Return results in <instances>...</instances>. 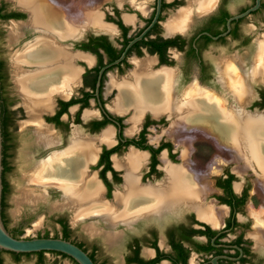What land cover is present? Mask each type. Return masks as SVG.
I'll return each mask as SVG.
<instances>
[{
    "label": "flooded vegetation",
    "instance_id": "obj_1",
    "mask_svg": "<svg viewBox=\"0 0 264 264\" xmlns=\"http://www.w3.org/2000/svg\"><path fill=\"white\" fill-rule=\"evenodd\" d=\"M108 1L110 10L105 11L103 15L100 14V17L101 24L109 30L87 26L77 20H74V22L67 21L69 25L74 26V29L66 31V38H60L46 29L40 30L39 27L29 25L30 20L27 21L29 15L27 11V13L24 12V9L15 4L12 5L8 0H0V41L6 35L3 25L15 21L14 24H20L18 25L20 26L18 37L24 31L32 35L31 42L23 47L25 51L40 46L38 40L47 37L48 39L53 38L54 50L69 54L71 57L70 65L72 64L71 66L76 70L75 84L69 88L63 86L64 84L55 85V89L48 93V96L51 95L49 96L50 99L53 100L50 102L51 110L41 113L39 117L41 124L38 126V124L33 123L31 127L27 126L32 130L33 137L36 140L34 144L37 146L50 149L53 146L62 145L63 141L66 145L61 151H52L51 155L45 156L43 161L54 156L58 157V153L61 154L62 151L64 152L70 148L74 134H77L76 137L78 138L91 140V144L95 146V158L85 164L86 179L96 181L101 188L102 199L113 206L115 204V193L121 192L125 184V169L115 167L114 160H124L130 152H137L143 156L135 180L132 181L131 187L126 191L124 190L125 193L127 192L125 201L142 198V188L154 187L156 194L153 200H155V204L151 203L148 208L138 206L130 212L125 211V205L117 206L119 213L131 217V220L124 219L119 224L125 225L126 229H130L138 221L135 226H144L141 235L132 234L127 240L121 264H212L213 261L216 264H264V223L260 225L256 220V215L259 212L261 213L262 208L264 209V194H262L263 192L256 178V173H259L256 165L251 163L247 167L248 164H242L239 158L232 157L233 150L227 152L224 147L219 146V148L214 143L213 138L205 135V131L203 132L201 129L197 130L196 137L203 136L207 138L206 142L209 146L204 153L205 158L202 161H196V149L193 146L195 136L178 141L173 138L174 133L170 132L172 130V119L167 118L166 115L156 117L150 111H146L140 117L136 130L132 134H127L125 127L126 124L130 126L129 119L132 117L133 112L130 110L120 114L111 110L120 94L116 86L110 87L112 81L118 84L127 80L129 73L135 67V62L142 61L143 57L154 61L152 71L161 69L174 71L171 69L173 62L170 60L169 53L175 51L183 55L182 66L178 69V72L174 71V93L177 96L182 95V93H177V80L180 75L183 81L189 80L191 82L187 87L188 89L196 84L201 91L211 96H217L227 107L239 110L237 90L239 86H244L239 83L243 80H241L242 75L241 78L237 75L233 79L228 77L226 82L223 74H221L223 72L222 61L235 58V63L241 64L245 68L243 78L248 79L242 81L246 82L244 87L249 92L241 109L244 114L247 113L249 116L264 115V70L258 73L257 76L253 72L260 53L241 55L237 53L229 55L228 58L212 61L206 60L203 54L212 46L225 47L227 44L233 43L238 47L248 45L252 38L244 33L242 24L249 16L255 19L253 21L255 24L256 19H263L264 0H261V5L256 12L243 19L232 21L230 31L225 36L220 35L227 30V20L252 7V0H249V4L241 6L236 12L229 9L228 0H216L215 5L211 8L208 7L209 9L204 12L194 10L191 16L192 20L185 31H176L171 34H168L166 30L168 21L165 25L162 24L166 19V15H174L181 8L184 0H162L160 15L155 25L140 41L128 49L124 59L119 64L104 70L100 79L98 95H96V83L100 70L120 58L129 42L148 27L156 11V0H151L149 10L134 8L128 0ZM62 7L68 13L72 12V5L68 6L62 3ZM123 13L124 15H122ZM25 20L26 23L22 25L21 22ZM136 25H139V27L134 30ZM8 37L10 38V34H8ZM212 37L218 38L213 40ZM168 41L175 43L167 44ZM253 43L255 44L254 47L258 48L259 42L255 40ZM110 52L114 56L118 55L117 58L111 60ZM13 58L9 61L11 66V72H9L8 62L0 56V87H2V100H4L7 110L6 119L9 123L7 129L10 135V140L7 143L9 151L14 145V131L17 119L20 117L19 112L22 110L15 107L14 98L7 91L8 76L11 75L10 83L17 89L12 74L14 71L27 69L33 72L39 68L35 65L30 67L23 64L15 68L12 66ZM109 72L115 73L119 78L114 79L111 77L106 86L105 81ZM93 81L94 85L92 84ZM232 82H234L233 85ZM59 88H68L66 90L69 95L63 96L60 94L59 91H56ZM16 91L18 98L22 101L20 93L18 90ZM70 102L73 103L67 107L64 106L65 103ZM63 108L66 109L61 112ZM22 109L25 112L23 106ZM57 113H60L57 119L58 123L53 121ZM127 114L131 116L126 122ZM104 122L106 123L103 127L98 129L97 126ZM168 123H170V127L162 132V135L166 138L158 139L157 142L149 141L148 132L151 127L165 126ZM40 125L48 126L50 128L47 127L48 131L52 132L51 134L55 139H53L54 142L48 145L49 147L45 143H43V146L37 137L36 128H39ZM106 129L112 131L108 144L99 140ZM57 130L68 133L67 139L62 135L60 136ZM62 139L64 140L62 141ZM211 140L213 143L210 142ZM144 146L150 147L153 151L143 149ZM112 150L115 151L106 155L105 152ZM209 150L213 153H207ZM122 154H125V156L120 158ZM107 165H109L108 169ZM167 167L179 169L181 176L189 182L206 187L197 186V189L195 188L199 197L196 205L179 203L176 204V207L170 209L171 211L161 212L160 215H157L154 209H159L162 204L158 197L160 190L166 193L163 187L167 182ZM210 171H212L211 174ZM247 175L253 178L252 182H248V184L245 182L236 183L237 179H242ZM88 176L91 177L88 178ZM252 189L261 197L258 210L254 209L249 201ZM262 211L264 212V210ZM59 220L65 221L68 225L64 217L61 216L56 219V221ZM252 222L255 226L251 225ZM59 227L61 230L60 225ZM8 229L14 230V233L22 231L20 226L10 229L8 225ZM44 235H38L35 238H42ZM48 237L61 239V235L50 236L48 234ZM69 241L77 245L82 244V249L88 254L92 252L83 243L74 241L71 238ZM118 243L119 240L114 245L107 244V246L117 247ZM94 248L97 251V247ZM45 254H42L41 263L37 254L22 255L20 258L34 256L36 258L35 264H44ZM11 257L12 261L17 262L12 255ZM94 259L95 264H100L96 259V255ZM1 264L3 263L1 262Z\"/></svg>",
    "mask_w": 264,
    "mask_h": 264
},
{
    "label": "bare ground",
    "instance_id": "obj_2",
    "mask_svg": "<svg viewBox=\"0 0 264 264\" xmlns=\"http://www.w3.org/2000/svg\"><path fill=\"white\" fill-rule=\"evenodd\" d=\"M12 1L28 12V19L30 16L29 25L36 28L39 27L38 29L40 30L46 29L60 38H66V31L74 29V26L69 25L67 21L74 22V20H77L87 26H96L99 29L109 30L101 24V17L98 11L101 2L108 0H87L83 4L72 5V12L69 13L58 0ZM214 3L215 0H190L189 6L179 11L168 22L166 26L167 33L185 31L192 20L191 16L194 10L204 12L209 9L207 7H211ZM19 29L20 27L17 26L12 28L13 37L19 35ZM52 39L47 37L38 40V45L40 46L32 50H24L22 54L16 55L12 61V66L15 68L21 64L39 67L33 72L21 69L22 71H14L12 73L26 114L31 119L32 124L35 123L38 126L41 124L39 122L41 113L51 110L50 102L52 99H50L49 96L51 95L49 94L48 96V93L55 89V85L64 84L63 86L69 88L75 84L77 76L76 70L71 66L72 64L70 65L71 57L69 54L64 51L56 52ZM259 47L260 56L257 57L258 63L253 70L256 76L264 70V39L259 43ZM153 63L154 61L150 58L137 61L127 80L118 84L113 81L110 83V87L116 86L120 94L113 107L111 106V110L120 114L130 110L133 112L132 117L129 119L130 128L126 130V133L132 134L136 130L140 117L146 111H150L156 117L166 115L167 118L172 119V130L170 132L174 133L173 138L178 141L196 137L198 134L197 130L201 129L203 132L205 131V135L213 138L214 143L218 147H224L227 152L233 150V153H231L232 157L239 158L242 164H248L247 167L251 163L256 165L259 171V173H256V178L263 192L262 194H264V115L249 116L247 113L244 114L241 109L249 92L244 87L246 82H242L248 80L243 78L245 75L244 66L235 63V58L231 60L224 59L221 63L223 66L221 74H223L226 82L228 77L233 79L237 75V77L241 78L242 75L241 80H243L238 82L244 86H239L237 90L239 96L238 107L240 108L237 110V108L227 107L217 96H211L201 91L196 84L184 91L181 96H177L174 93L175 72L166 69L152 71ZM68 88H59L56 91L66 96L69 95L66 90ZM45 126L40 125L39 128H36V132L42 145L44 146L43 143H45L48 146L54 142V138L51 134L52 132L48 131V126ZM111 134L112 131L106 129L99 137V140L108 144ZM76 135H73L70 148L64 152L62 151L63 153L61 152V154L57 152L58 157L54 156L46 159L37 166L35 164L36 167L28 174L33 186L43 187L40 183L47 181L43 190L45 192L50 190L51 186L49 185L53 181L59 184L58 186L53 185L54 188H57L62 193L61 201L63 200L64 202L59 205V208H65L72 212L73 223H78L80 218L85 215H94V217L102 218L104 224L112 228L117 223L124 221V219L131 220L129 215L119 213L117 206L125 205V211L130 212L138 206L148 208L151 203L155 204V200H153L156 194L154 187L142 188V198L125 201L127 193L125 191L131 187L132 181L135 180L136 172L143 161V156L137 152H130L124 160H114L115 167L125 169V184L121 192L115 193L117 206L106 203L101 197L102 191L97 182L86 179L85 164L95 158V146L91 144V140L81 139L80 136L78 138ZM167 173V182L164 187L162 186L163 189L165 188L166 193L160 190L158 197L162 204L159 209H154L155 213L160 215L161 212L171 211L170 209H173L179 203L196 205L199 197L195 188L197 189V186L201 188L206 186L189 182V180L181 176L179 169L167 167ZM211 173L212 171H210ZM90 177L88 176V178ZM45 195H33L25 191L22 196L20 195L18 205L22 203L33 205L38 202H44ZM262 210L264 209L262 208ZM262 210L261 213L259 212L256 215V220L260 225L264 223V212ZM87 230L91 233L94 232L91 227H88ZM102 236L106 244L110 246L119 240V235L110 231Z\"/></svg>",
    "mask_w": 264,
    "mask_h": 264
},
{
    "label": "rangeland",
    "instance_id": "obj_3",
    "mask_svg": "<svg viewBox=\"0 0 264 264\" xmlns=\"http://www.w3.org/2000/svg\"><path fill=\"white\" fill-rule=\"evenodd\" d=\"M58 1L68 6L70 5L76 6L79 4H83L84 2H87V0H58ZM128 1H130V3L134 6V8H138V9L146 8L148 10L150 9L149 3L151 2V0H128ZM228 1H229V9L233 12H236V10H238L241 6L249 4V0H228ZM8 2H10L12 5L14 4L16 5V3L14 1L12 2V0H8ZM108 2L109 1L101 2V4L98 7L99 14L103 15L105 11L110 10V7L108 6ZM189 3L190 0H184L180 9L182 10L183 8L184 9L187 8L189 6ZM215 3L213 5H215ZM213 5H211V7ZM179 10L174 15L173 14L166 15V19L164 20L162 25H165L167 21L169 22L170 20H172L177 15ZM122 15H124V13ZM29 20L30 17L28 21ZM253 21H255V19L252 18V16H249L248 18L245 19V21L242 24L244 33H247L252 38L251 39L252 41L248 43V45L238 47L233 43V44H227L225 47L212 46L203 53L205 55L206 60L212 61L215 59L218 60L220 58H228L229 55H233L237 53H240V55L245 53L246 54L248 53L255 54L256 52L260 53L259 43L264 39V17L263 19L261 18L256 19V24ZM21 23L23 25V23H26V20ZM18 25L20 24L6 23L3 25L6 35L3 37V40L0 41V56L8 62L9 72H11V66L9 64L10 59L12 60L13 57L22 53L25 49L23 47L26 44L30 43L32 39V35L27 31H24L19 37L18 36L13 37L12 28L16 26L20 27ZM138 27L139 25H136L134 30ZM8 34H10V38L8 37ZM255 40L259 42L258 48L254 47L255 44L253 42ZM169 55H170V60L173 62L171 65L172 67L171 69L178 72V69L182 66L183 55L182 54L180 55L175 51H171ZM145 58L147 57H143L142 60ZM26 70L27 69H25V71ZM10 76H8L7 91L9 95L14 98L15 107H19L22 111L19 112L20 117L17 119L16 128L14 131L15 132L13 136L14 145L12 149L9 151L10 157L8 161L11 170L5 176V180L9 186V192L6 197V209H5V216L8 221L9 228L14 229L17 226H20L22 228L21 238H27V239L35 238L38 235H44L47 233L50 236L61 235L60 234L61 230L59 225L57 224L56 219L62 216L68 222V226L71 230L72 240L83 243L89 251H92L94 247H97L96 259L99 263L105 262L106 264H121L120 262L122 261V258L125 254V245L127 240H129L132 234L141 235L144 230V226H137V225L135 226V224L138 223L137 221L131 227L132 229L131 228L126 229L125 225L119 223H117L116 226L109 228L98 217H94V215H90V216L85 215L80 218V221L78 223H73L72 212L65 208L63 209L59 208V205L64 202L63 200L61 201L62 193L60 192V190L54 188V186H58L59 184L55 183V181H53L52 183H50L51 181L48 182L50 183L49 186L53 188L50 187L49 188L50 190H46V192L43 191L45 189L44 186H46L47 183L46 180H45L46 182L44 181V183H40L41 185H43V187L33 186V184H31L30 176H28L29 172L34 167L42 163L43 160L45 159V156L50 154L52 151L54 152L56 150L58 151L63 150L66 147V145L64 144L63 141L64 139H62L63 141L62 145L53 146L50 149H44L43 147L34 144L36 143V140L33 137L32 130L29 128L32 126V121L29 118V116L26 114V111L24 112V110L22 109L23 106L22 101H20V99L17 96V91H16L17 89L15 88L14 85L10 83ZM111 77H113L114 79L119 78L115 73L109 72L108 78L105 81L106 86L109 83ZM177 82H178L177 93L179 94L187 90L188 89L187 87L191 83L189 82V80L183 81L180 75L178 77ZM107 104L110 105L109 103ZM90 111H92V109H90ZM130 116H131L130 114H127L126 122L130 118ZM27 126L29 127L27 128ZM129 127L130 126L126 124L125 128L128 129ZM169 127H170V123L166 124L165 126L151 127L148 132L149 141L157 142L158 139L166 138L164 135H162V132L167 130ZM58 132L60 133V136L62 135L67 139L68 133H64L63 131L60 130ZM193 140H194L193 142L194 145L193 144L192 145L195 146L196 149L195 160L202 161V159L205 158L204 153L207 150L206 148L209 146L208 143L206 142L207 138L200 136V137H195ZM210 142H212V140ZM207 153L210 154L213 152L209 150L207 151ZM124 156L125 154H122L120 158ZM252 179L253 178L250 175H247L244 176L242 179L241 178L237 179L236 183L245 182L248 184V182H252ZM25 191H27L28 193H32L33 195H39V194L45 195L46 193V195L44 196L45 201L38 202L33 205L32 204L30 205L29 203L28 204L22 203L18 205L20 200L19 197H21L23 192ZM249 201L254 206V209L258 210V206L261 204V197L259 194H256V191H253V189L250 194ZM114 206H117L116 203L114 204ZM251 225L255 226L254 222H252ZM88 227H91L92 230H94V232L91 233L89 230H87ZM109 231L119 235L120 239L117 247L107 246L102 235ZM0 258L2 259L3 264H35L36 262V258L34 256L22 257L17 262L12 261L11 255H0ZM44 262H45L44 264H75L73 261L69 260L68 258H63L61 256H55V255H45Z\"/></svg>",
    "mask_w": 264,
    "mask_h": 264
},
{
    "label": "water",
    "instance_id": "obj_4",
    "mask_svg": "<svg viewBox=\"0 0 264 264\" xmlns=\"http://www.w3.org/2000/svg\"><path fill=\"white\" fill-rule=\"evenodd\" d=\"M161 4H162V0H156V11H155V14H154V17L151 23L139 36H137L136 38H134L132 41L129 42L123 54L120 56V58L100 70L97 83H96V95H98L100 79H101V76L104 70L110 68L111 66L119 64L124 59L125 54L128 51V49L133 44L140 41L146 35V33L155 25L160 15ZM260 5H261V0H254L252 7H250L249 9H247L245 12L241 14H238V15H235L229 18L227 20V30L225 33H223L220 36H225L230 31V23L232 21L243 19L247 17L249 14L256 12L259 9ZM11 23H16V22L11 21ZM217 38L218 37H212L213 40H216ZM0 114H1V107H0ZM2 158H3L2 134H1V121H0V255H10L9 253L34 254V253H40V252H46L45 255H52L49 253L54 252V253L65 255L67 258L71 259L75 264H95L93 260L89 257L87 252L79 248L77 245L71 243L70 241H66L60 238H30V239H27V238H14L11 236V234L5 228L2 217H1V201H2V189H3ZM99 219L102 220V218H99ZM212 264H216V262L213 261Z\"/></svg>",
    "mask_w": 264,
    "mask_h": 264
},
{
    "label": "trees",
    "instance_id": "obj_5",
    "mask_svg": "<svg viewBox=\"0 0 264 264\" xmlns=\"http://www.w3.org/2000/svg\"><path fill=\"white\" fill-rule=\"evenodd\" d=\"M253 2H254V0H252V4H253ZM174 43L175 42H173V41H168L167 42V44H174ZM110 55L112 56L111 60L116 59L117 56H118V55L117 56H114V54L112 52H110ZM92 84L94 85V81H93ZM0 93H1V95H0V100H1V104H0V107H1L0 121H1V134H2V155H3V158H2V165H3L2 185H3V189H2V201H1V217H2L3 224H4L5 228L11 234V236L14 237V238H21L20 236L22 235V231H19L18 233H14V230H9L8 229V221H7L6 216H5L6 197H7V194L9 192V186H8L6 180H5V176L11 170V167H10L9 161H8L9 160V157H10V155L8 154L9 146L7 144L9 142V140H10V135L8 133V130H7L9 123H8V121L6 119L7 110H6L5 102H3L4 100H2L3 99V97H2V87H0ZM87 96L89 97V95H87ZM71 103H73V102L65 103L64 106L67 107ZM65 109L66 108H63V110L61 112H64ZM60 113H57V115L54 117L53 121H56L58 123L57 119H58V116L60 115ZM105 123L106 122H104L102 124H99L97 126L98 129H100L101 127H103V125ZM143 149H150V150H152L150 147H147V146H144ZM114 151L115 150L107 151L105 153H106V155H109V154L113 153ZM108 164L110 165L109 162H108ZM109 165H107V169L109 168ZM57 223L61 226V233H60L61 234V239L66 240V241H69L70 238H71V230L69 229L68 225L63 220H59V221H57ZM42 238H49L48 237V233L45 234ZM55 238H57V237H55ZM71 243L75 244L74 242H71ZM75 245H77V244H75ZM77 246L82 249V244H78ZM44 253H46V252L34 253V254H37L39 256V260H40L39 262L40 263H41L42 257H43L42 254H44ZM51 253L54 254V255H57V256H61L63 258H67L65 255H62V254H59V253H54V252H51ZM9 254H11L17 261L20 259V256H22V255H32V254H14V253H9ZM88 255L93 260V262L95 263L94 256L96 255V249L94 248L92 250V252L89 253ZM1 262H2V259L0 258V264H1ZM100 264H105V262L100 263Z\"/></svg>",
    "mask_w": 264,
    "mask_h": 264
}]
</instances>
